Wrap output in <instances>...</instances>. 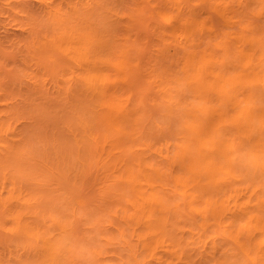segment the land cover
<instances>
[{
	"label": "bare ground",
	"instance_id": "obj_1",
	"mask_svg": "<svg viewBox=\"0 0 264 264\" xmlns=\"http://www.w3.org/2000/svg\"><path fill=\"white\" fill-rule=\"evenodd\" d=\"M0 264H264V0H0Z\"/></svg>",
	"mask_w": 264,
	"mask_h": 264
}]
</instances>
